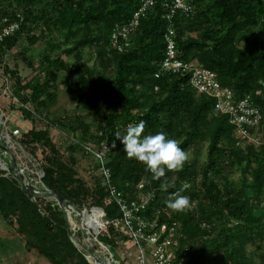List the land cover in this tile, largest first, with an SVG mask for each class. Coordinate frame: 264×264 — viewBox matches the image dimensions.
<instances>
[{
	"label": "trees",
	"instance_id": "trees-1",
	"mask_svg": "<svg viewBox=\"0 0 264 264\" xmlns=\"http://www.w3.org/2000/svg\"><path fill=\"white\" fill-rule=\"evenodd\" d=\"M144 1L0 0V26L18 22L0 40L3 88L10 111L30 122L16 132L6 126V133L26 158L38 160L48 188L78 206L103 209L99 240L110 251L130 239L120 204L140 199L138 211L176 225L180 242L195 235L190 264H264V0H191L185 12L153 0L136 27L114 39ZM168 30L180 59L214 71L234 102L246 99L258 110L259 122L246 129L260 141L243 143L228 116L213 110V99L191 85L189 72L155 76ZM61 78L73 105L51 116L47 107ZM141 120L143 135L163 131L180 141L190 154L181 171L165 169L153 181L142 163L127 158L115 133ZM103 146L100 163L93 152ZM165 180L172 186L162 191ZM185 183L181 194L191 206L173 212L165 200ZM0 219L18 251L31 255L26 264H86L64 219L34 203L1 166ZM113 257L123 263L120 254Z\"/></svg>",
	"mask_w": 264,
	"mask_h": 264
},
{
	"label": "built area",
	"instance_id": "built-area-1",
	"mask_svg": "<svg viewBox=\"0 0 264 264\" xmlns=\"http://www.w3.org/2000/svg\"><path fill=\"white\" fill-rule=\"evenodd\" d=\"M169 1L172 7L171 10L185 12L191 8V0ZM152 3L153 0H145L133 13L130 22L117 27L112 37L115 39L118 35L126 36L128 31L136 27L139 17L144 14L146 7ZM17 28L18 22L1 25L0 40L14 33ZM170 33L172 31L168 30L167 35L165 34L164 57L159 70L155 72V76L157 77L165 72H189L191 85L197 92L213 99V110L228 116L229 122L233 125L234 133L242 142H258L259 138L255 132L246 129V126H254L259 122L260 114L258 110L251 106L246 99L234 102L232 91L216 81L214 71L198 66L195 62L189 63L180 59L175 50L174 40L169 36ZM5 80L7 79L5 78ZM104 148L105 146L93 152L94 158L99 159L100 163L104 161ZM110 191L114 195L119 193L112 185H110ZM147 202H149L148 199H146ZM143 204V200L140 199L131 200L129 205L120 204L123 225L130 234L129 241L133 242L135 247V258L131 261V264H190L189 252L191 241L195 239V236L191 233L184 234L180 242L176 225L155 218L149 220L142 215L143 211H138L139 208L143 207Z\"/></svg>",
	"mask_w": 264,
	"mask_h": 264
},
{
	"label": "clouds",
	"instance_id": "clouds-1",
	"mask_svg": "<svg viewBox=\"0 0 264 264\" xmlns=\"http://www.w3.org/2000/svg\"><path fill=\"white\" fill-rule=\"evenodd\" d=\"M144 129L145 122L141 120L138 124H129L123 134L119 130L115 133L116 140L122 144V150L127 158H134L142 163L145 171L151 174L153 181L165 177V169L181 171L185 162L189 160L190 154L180 147V141L168 138L163 131L154 135H143ZM115 146V144L112 145L113 148ZM170 186L172 185L165 180L160 184V189L167 191ZM187 187L185 183L180 189L171 193L165 200V206L173 212L189 209L191 206L189 198L181 194Z\"/></svg>",
	"mask_w": 264,
	"mask_h": 264
},
{
	"label": "rangeland",
	"instance_id": "rangeland-1",
	"mask_svg": "<svg viewBox=\"0 0 264 264\" xmlns=\"http://www.w3.org/2000/svg\"><path fill=\"white\" fill-rule=\"evenodd\" d=\"M32 38H33L32 35H30L28 42H32ZM31 47L32 49L35 48L36 44L32 43ZM1 76L2 75H0V117H1L0 133L2 134L3 140L7 144L8 148L17 150L18 154H16V156L18 158H21L24 162L30 164L31 166L38 167V160L34 159V157L26 158L25 157L26 154H24L20 150L18 143L15 140H12L9 134L6 133V130H5L6 126L9 127L12 131L16 132L18 129L24 130L28 128L30 126V122L28 121V119L22 117L17 111H10L9 106H8L9 101H10L9 96H8V93L5 92L6 89L3 88L4 84L2 82ZM65 90H66L65 79L61 78L59 82L57 83V88H56L57 97L53 102L49 103L47 107L51 116L65 114L71 110V107L73 104L71 103ZM53 126L55 127V125ZM55 133L57 132L56 131L53 132L54 137L57 136ZM0 166H2L1 163H0ZM45 209H47V212L49 213L50 209L48 208H45ZM60 212L61 211H58L57 215ZM10 229L11 227L9 228V225H7L3 220L0 219V264H18V263L26 264L27 262H29V260H31V255L29 256L28 253L25 254L23 252L21 253L18 251L19 245L17 244L15 236L11 235ZM104 229H105V223H104V228L100 230V233L97 237V241L100 243L101 241L99 240L100 239L99 236L101 232L104 231ZM103 242H105V239H103ZM100 252L102 253V255L108 256L109 258L113 260H115L113 257V254L115 255V257L119 256L120 254V257L123 258L122 260L123 263L119 262V264H131V261H133L135 258L134 257L135 247H134V243L131 241L123 244V248H121V250H115V251H110L107 246H104L101 243ZM15 257H17V259H15ZM20 258H23L27 261L19 262ZM33 264H38V263H33ZM211 264H219V261L212 260Z\"/></svg>",
	"mask_w": 264,
	"mask_h": 264
},
{
	"label": "water",
	"instance_id": "water-1",
	"mask_svg": "<svg viewBox=\"0 0 264 264\" xmlns=\"http://www.w3.org/2000/svg\"><path fill=\"white\" fill-rule=\"evenodd\" d=\"M1 157L8 160V161H12L19 166V168L21 169L22 175H16L15 173L10 172L7 168H5L1 164L2 168L6 169L8 172H10L11 175L15 179L18 180V182L21 184V186L24 189V191L26 192V194H28L31 197V199L34 201V203H36L39 206L45 207V208L53 209L57 212L61 211L59 213V216L61 218H63L64 221L66 222L67 234H68L71 242L77 248L80 256L82 257V259L84 260V262L86 264H119L118 262L109 258L108 256L102 255V253L99 250V244H101V243L98 241H97V243H95L93 241L90 243L92 255H90V256L85 255L83 247L81 248L82 244H81L80 239L79 240H78V238L75 239L73 236V232H72V229L70 227L71 221H67L66 217L64 216L66 214L69 217H72L73 220H75L77 218V213H74L71 210L67 209V207L62 203L61 200H62V198H66L69 202H71L73 204H75V203L72 200H70L67 196L61 194L60 192L48 188L41 181L40 176L37 172L38 171L37 166H31L30 164L24 162L21 158H18L16 156V154H14L8 147L3 146V145L0 146V158ZM22 168H24V170L27 173H31L30 176L33 173L32 177H34L35 179H36L35 175H37V178L39 179V181L42 185V188H43L42 192L34 193L32 185L29 182L24 180V178L28 179V176H27V174L24 173ZM75 205L77 207H81V206H78L77 204H75ZM91 208H93V207H91ZM97 208L101 209V211L103 212V215H104L103 209L100 207H97ZM105 222L106 221H103V223H105ZM81 232H82V228L77 225V234H81Z\"/></svg>",
	"mask_w": 264,
	"mask_h": 264
},
{
	"label": "bare ground",
	"instance_id": "bare-ground-1",
	"mask_svg": "<svg viewBox=\"0 0 264 264\" xmlns=\"http://www.w3.org/2000/svg\"><path fill=\"white\" fill-rule=\"evenodd\" d=\"M1 145L8 147L3 140L2 134L0 133V146ZM0 162L10 172L15 173L16 175H22L21 169L16 163L8 161L2 157L0 158ZM22 169L24 173L28 176V179L24 178V180L32 185L34 193L42 192L43 188L39 179L37 178V175H35L37 179L36 180L34 177H32L33 173L30 176L31 173H27L24 168ZM61 201L67 207V209L71 210L74 213H77V218L75 220H73L72 217H69L66 214L64 216L66 217L67 221H71L70 227L72 229L73 236L75 239H80L82 244L81 248L83 247L85 255H92L90 243L92 241L97 243V237L100 233V230L104 228V223L102 220L103 212L97 207H93L91 209H87L85 207H77L75 204L69 202L66 198H62ZM77 225L82 228L81 234H77ZM100 249L101 244H99V250Z\"/></svg>",
	"mask_w": 264,
	"mask_h": 264
},
{
	"label": "crops",
	"instance_id": "crops-1",
	"mask_svg": "<svg viewBox=\"0 0 264 264\" xmlns=\"http://www.w3.org/2000/svg\"><path fill=\"white\" fill-rule=\"evenodd\" d=\"M15 259H17V257H15ZM22 261H27V260H25L23 258H20V261L19 262H22ZM117 262L119 263V261H117ZM18 264H20V263H18Z\"/></svg>",
	"mask_w": 264,
	"mask_h": 264
}]
</instances>
